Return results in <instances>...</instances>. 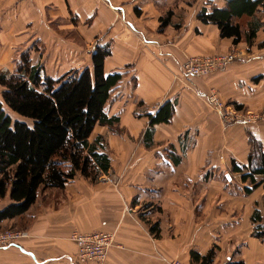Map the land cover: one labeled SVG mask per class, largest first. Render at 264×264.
I'll return each instance as SVG.
<instances>
[{
  "label": "crops",
  "instance_id": "1",
  "mask_svg": "<svg viewBox=\"0 0 264 264\" xmlns=\"http://www.w3.org/2000/svg\"><path fill=\"white\" fill-rule=\"evenodd\" d=\"M208 3L226 4L0 0V73H13L20 55L40 41L41 64L53 79L91 67L92 53L107 44L106 73L123 75L107 105L108 115L120 119L119 132L97 127L93 134L107 139L111 169L96 182L77 176L64 189H48L26 214L3 221L0 229L24 230L29 238L0 249V264H94L77 261L70 240L75 232L115 235L105 264H201L192 255L211 250L212 264H264V239L254 235L252 221L256 210L264 218V176L246 194L250 181L232 173V161L248 166L254 148L264 157V122L225 121L207 99L216 93L240 116L264 112V28L252 47L234 46L216 26L198 20ZM169 12L170 25L160 32ZM259 17L264 23L262 12ZM233 49L243 57L227 68L184 75L188 59ZM168 101L175 104L174 116L154 127L147 147L149 119L135 111L142 105L154 113ZM9 203L0 200V211Z\"/></svg>",
  "mask_w": 264,
  "mask_h": 264
},
{
  "label": "trees",
  "instance_id": "2",
  "mask_svg": "<svg viewBox=\"0 0 264 264\" xmlns=\"http://www.w3.org/2000/svg\"><path fill=\"white\" fill-rule=\"evenodd\" d=\"M225 2L221 8L208 3L198 14V20L216 26L220 37L231 39L234 46L245 43L252 47L264 28L259 17V13L264 14V0ZM171 17L169 12L161 18L160 32L170 25ZM259 47L264 48V43ZM32 50L20 55L15 73H0V200H10L0 211V224L23 216L43 192L64 189L77 176L98 181L111 169V160L107 139L103 135L93 136L95 129L105 127L119 132L120 119L107 113L111 95L123 80L122 73L105 71L110 45L96 48L91 67L70 71L58 79L47 76L42 64L33 65ZM234 52L237 50L228 53ZM142 107L138 106L135 116L149 119L144 142L152 147L154 127L171 122L175 104L168 101L154 113ZM253 142L259 144L257 140ZM174 155L179 161L180 157ZM246 169L248 174H243ZM232 173L243 174L242 180L252 185L243 191L253 192L263 184L259 179L264 176L263 155L254 148L248 166L233 160ZM252 221L256 224L254 235L264 239L260 211H255ZM192 258L195 263L212 264L215 252L211 250L205 257L193 254Z\"/></svg>",
  "mask_w": 264,
  "mask_h": 264
},
{
  "label": "built area",
  "instance_id": "3",
  "mask_svg": "<svg viewBox=\"0 0 264 264\" xmlns=\"http://www.w3.org/2000/svg\"><path fill=\"white\" fill-rule=\"evenodd\" d=\"M240 52L227 53L214 56L193 57L183 64V73L186 77H203L227 68L241 59ZM208 102L222 118L228 122L244 121L248 123L264 122V112H246L238 115L231 107L223 104L216 93L208 95ZM264 233V229L261 231ZM29 238L24 230L9 229L0 231V249L20 246V242ZM77 246L76 259L80 263L92 262L105 264L109 250L115 242V235L109 232H93L89 234L73 233L70 237ZM166 264H182L178 260L167 261Z\"/></svg>",
  "mask_w": 264,
  "mask_h": 264
},
{
  "label": "rangeland",
  "instance_id": "4",
  "mask_svg": "<svg viewBox=\"0 0 264 264\" xmlns=\"http://www.w3.org/2000/svg\"><path fill=\"white\" fill-rule=\"evenodd\" d=\"M33 49H35V50H32L33 51V53H35V61H32V63H33V65H38V64H41V62H42V59H43V53H45L44 52V48H43V42H40V41H38V42H33ZM31 54V56H34V54ZM38 59H39V61H38ZM39 63H38V62ZM16 70H17V67L15 68L14 67V71H13V73H15L16 72ZM248 170L249 169H246L244 172H243V174H248ZM243 174H237V175H240V176H243ZM233 176H234V174H232ZM260 179V178H259ZM9 229H14V228H2V229H0V231H5V230H9ZM16 230V229H15Z\"/></svg>",
  "mask_w": 264,
  "mask_h": 264
}]
</instances>
